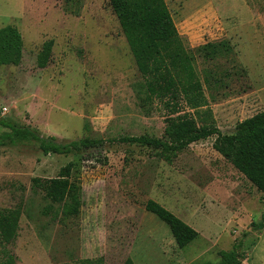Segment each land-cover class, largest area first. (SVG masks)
I'll list each match as a JSON object with an SVG mask.
<instances>
[{
	"label": "rangeland",
	"instance_id": "obj_1",
	"mask_svg": "<svg viewBox=\"0 0 264 264\" xmlns=\"http://www.w3.org/2000/svg\"><path fill=\"white\" fill-rule=\"evenodd\" d=\"M165 1L203 82L201 105L182 100L177 115L233 133L264 111V0ZM9 25L23 50L20 64L0 65V119L60 143L164 136L165 119L176 114L147 96L108 0H0V29ZM208 44L230 50L210 60ZM215 138L170 161L129 145L107 144L84 160L44 155L35 144L0 146V219L11 221L3 228L0 221V264L217 263L218 252L236 244L244 264H264V229L252 228L264 216V196L213 148ZM70 162L81 206L68 217L33 179L55 178ZM148 200L201 237L180 250L169 227L145 210Z\"/></svg>",
	"mask_w": 264,
	"mask_h": 264
},
{
	"label": "trees",
	"instance_id": "obj_2",
	"mask_svg": "<svg viewBox=\"0 0 264 264\" xmlns=\"http://www.w3.org/2000/svg\"><path fill=\"white\" fill-rule=\"evenodd\" d=\"M122 33L128 43L139 73L145 80L144 90L149 99L160 101L172 114L165 119L162 138L149 135L119 139L83 138L60 143L53 137L0 119V126L9 132L0 134V146L18 147L35 144L44 155H81L103 151L112 145H129L158 151L167 161L192 144L215 138L213 148L229 161L264 196V111L240 122L233 133H222L216 127H201L187 114H178L182 100L194 107L204 101L203 82L195 69V55L185 48L165 0H108ZM23 40L13 26L0 29V65H18L22 60ZM52 42L44 45L38 57L43 68L49 59ZM230 47L208 44L202 48L205 57L212 60L229 52ZM74 164L61 168L55 178L33 179V186L45 194L54 204L62 205L65 216L79 213L78 187L72 181ZM145 210L165 223L180 250L198 240V231L177 217L155 200H148ZM3 226H11L7 216L1 217ZM7 224V225H5ZM4 227V229H5ZM252 228L264 229V216ZM6 232H9V230ZM14 233H9L11 237ZM236 244L231 251L218 252L219 262L202 264H242L246 258ZM125 264H134L128 259Z\"/></svg>",
	"mask_w": 264,
	"mask_h": 264
},
{
	"label": "crops",
	"instance_id": "obj_3",
	"mask_svg": "<svg viewBox=\"0 0 264 264\" xmlns=\"http://www.w3.org/2000/svg\"><path fill=\"white\" fill-rule=\"evenodd\" d=\"M240 201H241V199H240ZM259 242H260V241H259ZM260 244H261V242H260ZM260 244H259V245H260ZM244 262H245V261H244ZM244 262H243L242 264H244Z\"/></svg>",
	"mask_w": 264,
	"mask_h": 264
}]
</instances>
